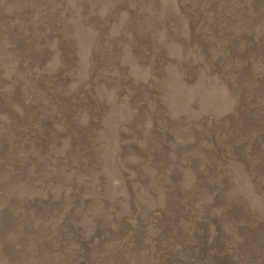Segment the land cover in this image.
<instances>
[{
	"label": "rangeland",
	"instance_id": "rangeland-1",
	"mask_svg": "<svg viewBox=\"0 0 264 264\" xmlns=\"http://www.w3.org/2000/svg\"><path fill=\"white\" fill-rule=\"evenodd\" d=\"M0 264H264V0H0Z\"/></svg>",
	"mask_w": 264,
	"mask_h": 264
}]
</instances>
